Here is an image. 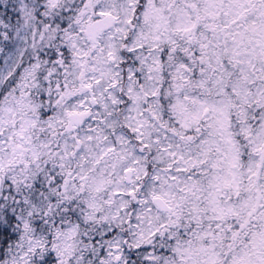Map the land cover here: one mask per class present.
<instances>
[{
	"label": "clouds",
	"instance_id": "9594fccd",
	"mask_svg": "<svg viewBox=\"0 0 264 264\" xmlns=\"http://www.w3.org/2000/svg\"><path fill=\"white\" fill-rule=\"evenodd\" d=\"M55 2L0 0V264H108L100 253L109 240L142 244L155 264H205V245L217 264H261L264 250L251 240L264 234V153L251 151L240 113L255 139L264 125V0H218L197 29L219 38L232 80L246 89L243 102L232 98L241 194L224 200L240 215L220 229L208 191L220 172L217 144L227 145L213 135L214 113L185 99L217 97L197 86L199 64L183 72L169 44L189 47L178 29L208 0ZM249 170L259 177L249 181ZM13 215L20 220L8 224ZM37 239L42 252L32 251Z\"/></svg>",
	"mask_w": 264,
	"mask_h": 264
},
{
	"label": "snow or ice",
	"instance_id": "6c2138e0",
	"mask_svg": "<svg viewBox=\"0 0 264 264\" xmlns=\"http://www.w3.org/2000/svg\"><path fill=\"white\" fill-rule=\"evenodd\" d=\"M209 6L204 9V15H196L195 19L189 15L185 23L178 29L182 32L187 44L189 47H180L176 44L175 41H169L171 45L170 51L176 52L179 48L180 62L178 67L183 69L185 73H195L196 69L192 67L193 63L199 64V72L201 73L202 78L198 81V87L204 89V92L208 95H215L217 100L209 103L208 101H200L198 97H185V99L191 100L192 103H200L202 105V112L207 115L208 113H214L213 119L215 121L212 127L214 128L213 135L220 138L219 143L227 145V149H221L219 144H217L216 151L221 153V159L218 164H214L213 168H220V172L212 177L209 181V191H208V203L211 205L212 211L215 213L214 219L218 221L216 228L220 229L222 225L219 223L221 220H227L230 217L239 216L240 213L236 210L234 206H228L224 203L225 193L234 192L237 198L241 194V173L238 171L242 168L241 160V144L238 140L232 138L231 133V122H232V111L236 107V104L232 103V98L240 96L241 100L246 98L244 95L246 89L239 82L232 80V74L229 71L228 65L225 63L224 54L225 51H218L222 49L223 46L217 37L215 40H209L203 33L198 34L197 29L199 23L203 19L213 17L216 15L218 10V0H208ZM51 7L55 9L57 4L55 0H51ZM193 9H197V6L193 4L191 6ZM104 15V13H101ZM63 26V25H62ZM217 25L215 24H206L205 28L211 31L218 30ZM235 42V41H234ZM193 46L195 50H193ZM166 51H169L166 49ZM237 53H233V56H236ZM172 58L171 56L169 57ZM194 58V59H193ZM191 61V63H190ZM239 63V61H237ZM184 83H190V78L181 75L180 77ZM211 84V87H209ZM240 107H243L241 103ZM241 122L248 125L241 129L242 133L248 136L249 143L251 145V151L254 153H264V125H261L260 130L256 133V138L253 139V133L251 131V125L247 121L246 111L240 113ZM244 151H249L248 148H244ZM247 157H245L246 159ZM262 163L259 165L261 172H264V155L260 156ZM260 172H252L249 170V181L252 178L259 177ZM254 187V185L249 184V188ZM11 191V189H9ZM129 195H135V191L129 193ZM264 197L258 196L257 199ZM231 199V197H227ZM154 201H162L164 210L167 211L170 215L173 213V208L170 203L164 201L163 198L159 195L153 196ZM0 203H4V199L0 198ZM18 203V202H17ZM161 205L158 204L157 207ZM23 207V205H21ZM193 211L198 212L199 209L194 208ZM73 215H75L73 213ZM251 216V213H249ZM140 219L139 216L136 218ZM182 220L183 217L181 216ZM13 220H20L18 216H11L8 220V224H11ZM194 222V221H193ZM2 223V222H0ZM22 226L25 231L29 230L32 225L29 221H21ZM43 222L38 221L35 225L36 230H40V226ZM139 225L137 224V227ZM160 227L168 228V224L161 225ZM244 224L239 225V229H242ZM239 229L237 231H239ZM127 235V233H125ZM157 233L153 232L151 235L155 236ZM115 233H109V236H114ZM208 233H205L203 238L208 237ZM212 238H216V233L211 234ZM38 247L32 249L33 252H42L44 250V245L41 244L39 239L36 241ZM251 243L254 248H259L264 250V234L254 235L252 237ZM108 245L111 249L107 254L101 249V256H106L108 259V264H140V259H134V257H141L144 261V264H155V257L148 254L147 247L143 246L140 243H135L131 247L127 240L123 241V244L115 243L111 240L108 241ZM210 246H202V252L205 256L209 257L205 261V264H217L216 260L211 259L214 255V252L209 250ZM132 248L135 250L133 251ZM100 264H104V261H101ZM236 264H244L243 261H237ZM261 264H264V260L261 261Z\"/></svg>",
	"mask_w": 264,
	"mask_h": 264
}]
</instances>
